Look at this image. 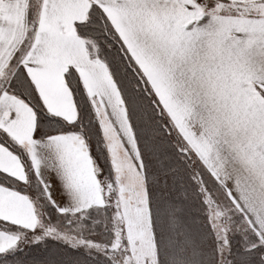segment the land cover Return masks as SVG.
Listing matches in <instances>:
<instances>
[{
    "label": "snow or ice",
    "instance_id": "snow-or-ice-1",
    "mask_svg": "<svg viewBox=\"0 0 264 264\" xmlns=\"http://www.w3.org/2000/svg\"><path fill=\"white\" fill-rule=\"evenodd\" d=\"M0 264H264V0H0Z\"/></svg>",
    "mask_w": 264,
    "mask_h": 264
}]
</instances>
